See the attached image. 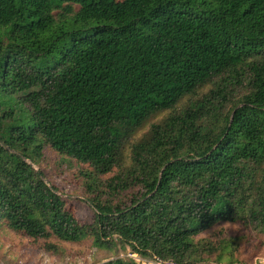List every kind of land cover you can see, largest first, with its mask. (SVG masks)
I'll use <instances>...</instances> for the list:
<instances>
[{
    "label": "trees",
    "instance_id": "obj_1",
    "mask_svg": "<svg viewBox=\"0 0 264 264\" xmlns=\"http://www.w3.org/2000/svg\"><path fill=\"white\" fill-rule=\"evenodd\" d=\"M49 151L84 167L90 223L44 180ZM1 227L45 251L130 250L100 264L220 263L256 242L264 0H0Z\"/></svg>",
    "mask_w": 264,
    "mask_h": 264
},
{
    "label": "rangeland",
    "instance_id": "obj_2",
    "mask_svg": "<svg viewBox=\"0 0 264 264\" xmlns=\"http://www.w3.org/2000/svg\"><path fill=\"white\" fill-rule=\"evenodd\" d=\"M207 87H204L205 90ZM165 112L156 113L131 133L123 149V165L127 167L129 162L130 146L136 142L141 135L147 132L151 123L157 122ZM44 180L48 185L56 188L58 194L65 202V208L70 210L75 218L83 224L90 223L93 218V210L85 200L82 187V178L79 171L84 167L67 157H62L54 151H49L40 163ZM38 169L36 165H33ZM237 238L244 236L245 230L231 226L229 228ZM256 236V242L244 241L233 249L232 256L223 262L213 259L204 264H264V235ZM57 251H45L39 243L33 242L22 233H16L10 229L0 228V264H100L106 260L128 255V247L113 245L109 250L97 249L92 245L90 238H84L78 242H57ZM142 264H153V259L140 258L132 254ZM238 259L240 261H238Z\"/></svg>",
    "mask_w": 264,
    "mask_h": 264
},
{
    "label": "built area",
    "instance_id": "obj_3",
    "mask_svg": "<svg viewBox=\"0 0 264 264\" xmlns=\"http://www.w3.org/2000/svg\"><path fill=\"white\" fill-rule=\"evenodd\" d=\"M133 256V255H132ZM134 257V256H133ZM154 263L153 264H174L172 262H161L159 260L153 259Z\"/></svg>",
    "mask_w": 264,
    "mask_h": 264
}]
</instances>
